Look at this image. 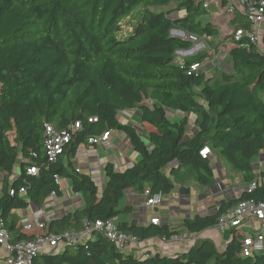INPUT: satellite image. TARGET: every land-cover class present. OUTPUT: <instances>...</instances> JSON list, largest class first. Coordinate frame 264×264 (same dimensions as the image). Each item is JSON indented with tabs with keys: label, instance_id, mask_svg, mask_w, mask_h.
<instances>
[{
	"label": "trees",
	"instance_id": "16d2710c",
	"mask_svg": "<svg viewBox=\"0 0 264 264\" xmlns=\"http://www.w3.org/2000/svg\"><path fill=\"white\" fill-rule=\"evenodd\" d=\"M203 1L0 0V220L10 242L80 231L85 224L110 219L140 243L179 234L197 236L181 253L136 256L133 250L123 252L93 235L77 246L38 255L32 264H264V249L249 257L241 255L243 240L255 231L216 229L220 216L239 202L264 199V167L259 166L257 178L253 172L254 158L264 152V23L259 45H246L234 34L250 28L247 16L236 11L229 17L231 32L222 46L232 71L221 72L217 79L206 77L190 67L212 58L217 50L179 62L176 53L189 50L191 44L171 35L173 29L198 39L218 35L206 13L218 12L219 7L208 0L205 10ZM170 5L178 13L175 18L169 17L172 10H164ZM226 6L220 1V8ZM130 110L150 128L146 134L150 148L136 129L119 121V113ZM171 112L180 120L171 122ZM187 115L194 116L197 128L191 138L186 137ZM92 117L97 121L88 122ZM75 123L80 126L77 130ZM45 125L70 134L52 163L43 145ZM111 131L126 136L139 161L122 172L106 163V182L99 192L90 176L76 172L73 161L80 146L90 145V138ZM204 146L243 183L255 182V187L235 199L219 201L213 214L184 220L182 231L129 220L124 191L149 187L152 192L170 193L174 186L164 169L174 163L194 170L196 182L209 187L210 162L199 156ZM28 167L37 173L28 175ZM60 179L70 181L71 193L79 195L83 205L51 219L43 229H23L16 212L30 205L40 207L52 194L60 198ZM211 229L228 239L222 250L211 240L198 238V233Z\"/></svg>",
	"mask_w": 264,
	"mask_h": 264
},
{
	"label": "crops",
	"instance_id": "0c3cea01",
	"mask_svg": "<svg viewBox=\"0 0 264 264\" xmlns=\"http://www.w3.org/2000/svg\"><path fill=\"white\" fill-rule=\"evenodd\" d=\"M196 48L177 52L176 61L181 62L184 58L196 55L200 51H196ZM225 53V56L222 58L219 57L220 53L217 52L212 58L205 60L200 70L205 75L213 70H217L219 74L228 69V71H230L232 64H228L227 67L224 65L221 66V63L225 61V57L228 58L226 51ZM169 116H171V118H169L171 122L179 121L181 118L179 114L172 112L168 114V117ZM118 117L122 124L129 125L136 129L145 145L150 148L146 138V134L150 131V128L140 122L135 111H122L119 113ZM187 118L188 125L186 137L191 138L197 132V128L194 125V116L187 115ZM208 160L210 162V167L206 174L213 178V182L209 187L199 185L195 180L196 174L194 170L191 171L187 168H180L178 163H174L171 167L165 168L164 174L173 182L174 188L170 193L164 195L163 201L158 207L151 209L143 208L139 203L140 192L137 193L134 189L125 190L123 203L125 206L130 207L129 220L136 222L139 226H148L152 219H158L159 226L166 225L176 229L178 232L183 230L182 223L184 220H190L195 216L203 217L213 214L211 210L216 211L219 201H226L239 197L242 191L247 188V185L242 182L241 177L237 173L231 171L228 164L220 157L211 155ZM74 161L75 164L73 166L79 170L80 174L88 175L93 181L99 182L100 187L98 188L101 192L106 182L103 174V168L106 163H112L116 171L122 172L124 169L138 162L139 156L134 152L131 144L123 133L111 131L108 141L100 142L98 145L80 146ZM259 164L258 167L260 166ZM260 167L262 168L263 165ZM175 168L179 170L172 172ZM255 177L257 178L258 176L255 174ZM68 185L69 186L65 190L60 183L62 191V196L60 198L50 196L40 207L30 205L25 210L16 212L19 219L18 224L22 227L25 222L33 223L35 220H42L44 217H48L50 220V211L56 209L59 206V202L63 203L66 199H68L66 206L62 208L60 215H55L56 218L80 208L81 202L78 201L79 195L71 194L70 181ZM34 209H36V211H34ZM38 211L43 212V214H41L42 219L35 215V212ZM198 238L211 240L219 250H222L228 242V239L221 236L216 229L200 232L198 233ZM192 244L193 243L187 245L165 244L153 238L140 243V247L147 248V252L151 254L173 255L186 251ZM133 251L135 252L134 254L138 256V251ZM1 257L2 251L0 249V258Z\"/></svg>",
	"mask_w": 264,
	"mask_h": 264
},
{
	"label": "built area",
	"instance_id": "2783aa9c",
	"mask_svg": "<svg viewBox=\"0 0 264 264\" xmlns=\"http://www.w3.org/2000/svg\"><path fill=\"white\" fill-rule=\"evenodd\" d=\"M198 1V0H194ZM208 0L203 1V8L206 10ZM222 0H219V2ZM228 12L233 15L236 11H240L247 16V20L250 24L248 30H237L234 34L236 41L244 40L245 44L259 45V38L261 36V28L264 23V2L262 0H224ZM185 40L195 45L199 39L194 35L188 34L185 36ZM202 64H195L190 67L191 71L199 70ZM97 121L96 117L89 118L88 122L94 123ZM79 123H75L74 129H79ZM109 133L104 132L101 136H95L89 139L90 145H98L100 142L108 141ZM70 134L66 131H55L52 126L45 125V140L44 148L46 150V156L49 162H55L58 155L62 153L63 147L69 142ZM211 151L207 146H204L199 151V156L202 159H209L211 157ZM264 165V164H259ZM264 170V168H263ZM76 172L79 170L76 168ZM28 175H34L37 170L34 167H28L26 169ZM257 180V179H256ZM59 181L58 179L56 180ZM264 184V178L262 179ZM255 187V182L250 183L247 186L248 192ZM21 193L23 190L20 189ZM10 195L13 191L9 192ZM52 197L53 194L51 195ZM144 196V206L148 208L158 207L164 198V194L161 192H152L149 187L144 188L142 191ZM43 214L42 211H40ZM48 217H44L42 220H35L33 223H23L22 228L25 230H31L36 227L37 229H43L49 222ZM116 219H110L107 221H96L91 224H85L80 231H67L62 234L48 233L38 236L33 241H18L15 243L10 242V237L7 229L0 220V249L2 251V257L0 258V264H32L33 259L41 254H50L59 248L65 246H77L81 243H85L87 239L93 235H100L104 237L108 242L117 245L119 250L123 252H131L132 250L138 251L139 256H146L147 248L140 247V242L137 237L126 234L117 229L115 225ZM150 224L158 225V219H152ZM257 224L258 229L255 230L256 234L253 236H247L242 243L241 255L243 257H249L254 253L263 251L264 249V199L261 201L245 200L239 202L236 207L218 219L216 229L224 233L233 228H248L251 225ZM254 231V230H252ZM197 236L195 234H179L172 236L170 239L156 238L159 242L165 244H181L187 245L194 240ZM59 249V250H60Z\"/></svg>",
	"mask_w": 264,
	"mask_h": 264
},
{
	"label": "rangeland",
	"instance_id": "374dc122",
	"mask_svg": "<svg viewBox=\"0 0 264 264\" xmlns=\"http://www.w3.org/2000/svg\"><path fill=\"white\" fill-rule=\"evenodd\" d=\"M215 1H216L215 5L219 7V11L218 12H212L211 10H209V11H207L206 16L208 18H210L214 28L218 31V35L216 37H214V38H206V37L199 38L198 43H196L195 45H193L192 43H190V44H191V48H196L197 47L196 51L200 50L198 53L205 51V52H208L209 54H214L215 50H217V52L220 53L219 57L222 58L226 54L225 53L226 50L224 48L226 46L225 45L222 46L223 45V39L226 38V36H228L230 34V32H231L228 20H229V17H231L232 15H231V12L227 11V8H220L219 0H215ZM164 10H172V13L169 15L170 18H175L177 16V14H178V13L174 12V5H170V6L166 7V8H164ZM171 35L175 36V37H178L180 39H183V40H185V36H186V34L184 32H182L180 30H176V29H173L171 31ZM222 48H224V49H222ZM216 54H214V55H216ZM228 64H231L230 59H229V57L228 58L225 57V61H224V63L223 62L221 63V66L224 65V66L227 67ZM228 70L225 71V73H228V72L230 73L232 71V70H230V71H228ZM210 76L213 77L214 79H217L219 77V73H218L217 70H213L212 72L206 73V77H210ZM169 118H171V116H169ZM259 163L264 164V152H261L253 160V165H254L253 166V172L256 175H258V173H259V167H258ZM73 164H75V161H73ZM263 167H264V165H263ZM190 170L193 171L192 169H190ZM17 171H18V169H17ZM1 179H2V174H0V181H1ZM68 182H69L68 179H60V183H61L62 187L65 188V190L69 186ZM94 182L96 183V185L98 187H100L99 182H96L95 180H94ZM130 189H132V188H130ZM244 189H245V187H244ZM70 193H71V191H70ZM137 193H139V192H137ZM139 199H140L139 200L140 205L143 208L147 209L148 207L143 205L144 201H145V198H144V196H142V192L139 193ZM67 201H68V199L64 200L63 203L59 202V204H58L59 206L56 209H54L53 211L52 210L50 211V213H49L50 220L51 219H55L56 218L55 215L57 216V215L61 214L62 208L66 206ZM78 201L81 202V206H82L83 203H82L81 197H79V196H78ZM34 211H36V209H34ZM211 211H212V213L215 212V210H211ZM35 215L37 217H39L40 219H42L40 211L35 212ZM250 227L251 228L249 230H251V231L252 230L255 231V230L258 229V225L257 224H253Z\"/></svg>",
	"mask_w": 264,
	"mask_h": 264
}]
</instances>
